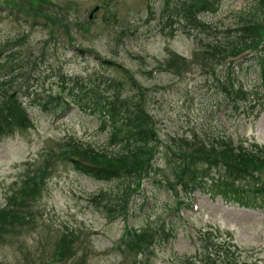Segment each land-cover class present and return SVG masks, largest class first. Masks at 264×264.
Listing matches in <instances>:
<instances>
[{
    "label": "rangeland",
    "instance_id": "rangeland-1",
    "mask_svg": "<svg viewBox=\"0 0 264 264\" xmlns=\"http://www.w3.org/2000/svg\"><path fill=\"white\" fill-rule=\"evenodd\" d=\"M182 1L0 0V42L22 48L0 72L27 66L7 94L19 106H34L32 124L0 135V264H213L223 251L231 254L223 264H264V208L228 204L198 190L180 202L159 146L152 160L134 165L146 162L147 172L130 208L108 213L95 192L112 193L117 183L85 176L62 157H82L83 145L118 150L98 115L69 103L68 94L49 111L33 102L66 83L108 89L127 104L143 105L160 143L180 152L196 147L190 141L224 135L240 149L264 148L260 56L257 63L248 50L223 63L205 55L257 0L213 4L202 15L209 21L204 26L181 17ZM6 111L0 108V123ZM225 146L210 153H224Z\"/></svg>",
    "mask_w": 264,
    "mask_h": 264
},
{
    "label": "trees",
    "instance_id": "trees-1",
    "mask_svg": "<svg viewBox=\"0 0 264 264\" xmlns=\"http://www.w3.org/2000/svg\"><path fill=\"white\" fill-rule=\"evenodd\" d=\"M221 1H182L179 14L190 24L204 26L209 21L202 20V18L198 20L196 14L211 10L213 4L219 5ZM238 18V24L228 26L223 37L218 36V40L210 43L208 49L205 50V55L211 61L221 59L220 62L225 60L223 62L225 63L237 59L248 50H254L257 63L259 60L260 74L264 76V56L258 53V48L264 44V0H257L254 10L245 11ZM15 41L19 43L22 39L18 37ZM6 43L0 42V51L10 45L8 41ZM20 49L22 50V48H12L4 57H0V70L14 60L16 55H19L18 50ZM260 51L263 52L262 49ZM26 67V64L18 63L15 69L13 67L9 72H0V94L6 93V95H1L3 98L0 99V108L7 110V118L0 123V135L5 132L10 134L13 130L28 126L30 122L27 105L19 106V103L7 94L15 78L18 76L19 79L20 73L26 71ZM54 91L48 92L46 99L33 97V102L41 106L43 110L49 111L65 103L68 94L81 110L98 115L102 129L108 130L109 144L118 147L115 151L107 148L91 150V147L83 145L80 147L86 151L82 157L80 153L62 156L77 172L85 176L98 181L117 183L112 193H106L103 189L95 192L100 193L103 206L108 213L113 215L125 213L130 208L133 195L140 185L141 172H147L144 166L146 162L140 166L134 165L142 160L150 159L156 154L155 147L157 146L164 149L166 164L173 171L175 181L173 184L170 183L169 188L176 194L178 193L179 198L189 196L188 193L198 189L212 199L220 197L228 204L250 209L264 208V148H257L251 152L247 151L246 146L240 149V143L234 146L233 139L224 135L217 137L215 141L200 142L198 145L189 140L191 145L196 147L191 151L180 152L181 149L175 146L173 148L169 144L160 143L154 119L139 103L127 104L126 101L112 93V90L76 88L70 86L69 83L63 84L60 89ZM221 141H225L226 144L223 148L224 153H210L224 147ZM199 145L206 149L203 150ZM187 174L193 180L190 183L185 178ZM195 177L198 178L195 179ZM181 192L185 195H180ZM180 202H182L181 198ZM13 203L9 205L12 210L16 208ZM166 232L170 234L173 231L166 230ZM227 250L231 253L232 245H229ZM223 252H218L219 255L213 259V264L227 263L231 254H227V251Z\"/></svg>",
    "mask_w": 264,
    "mask_h": 264
}]
</instances>
